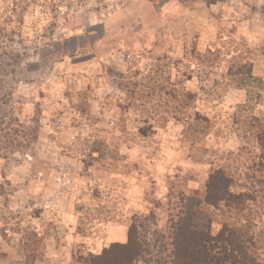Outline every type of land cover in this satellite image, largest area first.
<instances>
[{
	"label": "rangeland",
	"instance_id": "rangeland-1",
	"mask_svg": "<svg viewBox=\"0 0 264 264\" xmlns=\"http://www.w3.org/2000/svg\"><path fill=\"white\" fill-rule=\"evenodd\" d=\"M32 1L0 0V264H77L150 214L151 248L255 151L264 0Z\"/></svg>",
	"mask_w": 264,
	"mask_h": 264
},
{
	"label": "trees",
	"instance_id": "trees-1",
	"mask_svg": "<svg viewBox=\"0 0 264 264\" xmlns=\"http://www.w3.org/2000/svg\"><path fill=\"white\" fill-rule=\"evenodd\" d=\"M192 99L180 107L182 119L208 122L192 111ZM250 125L254 153L243 160L238 153L236 161L241 158L243 166L233 174L224 167L214 169L202 196L186 195L182 189L168 200L167 234L155 236V229L151 248L145 244L143 223L153 222V215L133 216L124 244L112 243L99 255L78 257L77 264H264V124L254 117ZM218 214L220 229L215 233L213 216Z\"/></svg>",
	"mask_w": 264,
	"mask_h": 264
},
{
	"label": "crops",
	"instance_id": "crops-1",
	"mask_svg": "<svg viewBox=\"0 0 264 264\" xmlns=\"http://www.w3.org/2000/svg\"><path fill=\"white\" fill-rule=\"evenodd\" d=\"M126 239H127L126 234L122 233V236L119 238V240L114 243L124 244L126 242Z\"/></svg>",
	"mask_w": 264,
	"mask_h": 264
}]
</instances>
